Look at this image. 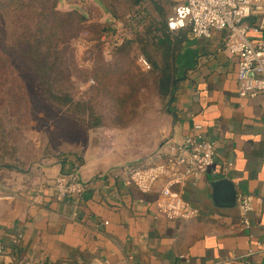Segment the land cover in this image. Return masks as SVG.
I'll return each instance as SVG.
<instances>
[{"label": "crops", "instance_id": "crops-1", "mask_svg": "<svg viewBox=\"0 0 264 264\" xmlns=\"http://www.w3.org/2000/svg\"><path fill=\"white\" fill-rule=\"evenodd\" d=\"M225 35L189 37L176 60L180 80L165 122L145 133L151 153L161 138L178 141L195 125L215 141L213 164L179 188L197 217L167 219L158 211L161 182L140 192L111 174L151 154L142 152L139 125L131 154L115 146L102 154L93 137L0 180L3 264H264V96L238 93L237 58L225 50ZM63 154L81 159L82 196L53 194V177L69 166L63 168ZM239 194L253 196L248 229L239 222Z\"/></svg>", "mask_w": 264, "mask_h": 264}, {"label": "rangeland", "instance_id": "rangeland-1", "mask_svg": "<svg viewBox=\"0 0 264 264\" xmlns=\"http://www.w3.org/2000/svg\"><path fill=\"white\" fill-rule=\"evenodd\" d=\"M102 1L62 0L61 6L57 3V10H76L86 14V8H89L94 21L102 24L114 22ZM179 1L141 0L135 8L140 6L139 10L156 19V2L164 10L166 19ZM67 2L75 4L65 8ZM118 7L126 14L134 10L124 3ZM95 10L100 15L98 18ZM140 21V18L133 17L128 23L135 30L140 28ZM115 24L119 32L125 30L124 23L116 21ZM69 27L70 34L65 35L64 40L68 42L72 37L71 44L63 55L65 63L52 71L57 73L58 82L52 83L51 93L37 89L29 76L21 70L16 71L0 51L1 181L6 174L13 179L19 169L42 161L48 154L73 152L88 138L99 139V152L102 154L114 146L126 155L131 154L134 152V127L136 129L139 125L143 131V154L153 150L146 151L148 136L145 133L164 124L171 104L159 96L155 74L139 64L140 52L133 49L122 58V62L118 61L116 56L102 53L104 49L101 51L99 48L101 37L92 38L99 30L96 25L92 26L89 38L84 25ZM12 30L17 28L12 27ZM65 97L68 102L63 101Z\"/></svg>", "mask_w": 264, "mask_h": 264}, {"label": "built area", "instance_id": "built-area-1", "mask_svg": "<svg viewBox=\"0 0 264 264\" xmlns=\"http://www.w3.org/2000/svg\"><path fill=\"white\" fill-rule=\"evenodd\" d=\"M166 26L173 32L188 28L194 38H209L214 31H225L223 46L237 58L238 93L264 96V0H180L167 15ZM108 49L105 43L104 52ZM138 62L148 68L142 55L138 56ZM199 127L195 125L196 131L178 141L165 138L141 164H123L113 168L111 174L140 192H149L161 182L164 200L158 205L159 213L167 219L197 217L199 209L183 198L179 188L188 176H201L214 162L215 141ZM227 169L224 166L221 172L225 174ZM51 184L53 194L60 199L79 197L85 191L76 164L54 176ZM252 202L251 194H239L236 198L239 222L244 229L250 226L248 213ZM252 252L250 247L248 253ZM4 253L0 244V264Z\"/></svg>", "mask_w": 264, "mask_h": 264}, {"label": "trees", "instance_id": "trees-1", "mask_svg": "<svg viewBox=\"0 0 264 264\" xmlns=\"http://www.w3.org/2000/svg\"><path fill=\"white\" fill-rule=\"evenodd\" d=\"M140 1L103 0V6L115 20L102 24L90 17L89 8H86V14L76 10L58 11V0H0V51L16 71L21 70L29 76L37 89L51 93L52 83L58 82L57 73L52 71L65 63L62 61L63 55L71 44L72 37L68 42L64 40L65 35L70 34L69 25H84L87 38L92 33V26L96 25L99 30L92 38L101 37V51L105 43L109 45L108 51L102 53L116 56L121 61L130 51L137 49L148 64L145 70L155 74L159 96L171 104L180 80L176 60L191 34L188 28L176 32L168 30L164 10L155 2L158 18L151 19L144 10H139L140 6L135 8ZM120 3L134 7V10L124 13L118 7ZM95 11L98 18L100 15ZM133 17L141 19L140 30H134L129 25ZM116 21L124 23L125 30L119 32ZM12 27L17 30L13 31ZM117 33L118 36L114 37ZM110 37L111 40L108 39ZM57 99L61 97L57 96ZM63 101L68 102L69 99L65 97ZM62 156L63 168L67 162L68 167L80 165L81 159L76 154L71 159H67L65 154Z\"/></svg>", "mask_w": 264, "mask_h": 264}]
</instances>
